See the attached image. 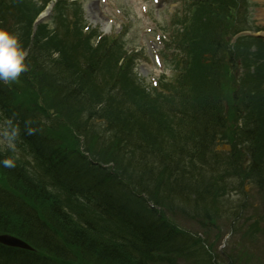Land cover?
Returning <instances> with one entry per match:
<instances>
[{
    "label": "trees",
    "instance_id": "trees-1",
    "mask_svg": "<svg viewBox=\"0 0 264 264\" xmlns=\"http://www.w3.org/2000/svg\"><path fill=\"white\" fill-rule=\"evenodd\" d=\"M216 70L221 71L219 68ZM219 74L213 72L214 77H218ZM66 76H68L67 73L57 70L50 72L51 82L53 81V85L64 95L62 110L65 118L73 122L72 126L77 131L89 130L87 121L84 122L77 113L79 110L85 111L87 109L90 111V99L87 97L88 95L83 93L84 90L82 92L83 87L80 91L77 90ZM7 92V88L0 84V95L5 97ZM246 97L251 96L247 94ZM219 98L220 95L218 94L208 95L202 103L199 104L200 101L198 100L187 112V117L190 116L192 126L195 125V132L199 138L194 143L196 151H185V146L181 143L187 136V122L182 118L174 120L175 122L172 124L162 126L166 129L164 136L176 134L177 146L172 143L171 149L154 146L153 142L147 140L143 134L115 123L109 118L108 129L112 133L108 134L106 141L102 139L103 147H101V155L97 160L104 163L113 162L115 165V168L113 167L115 169L114 176L126 175L128 182L137 183V189L145 187L149 192H159L168 197L170 201L179 202L184 207L187 204L198 213L207 211L208 209L202 201L189 200L192 193L200 195L199 190L201 188L204 193L210 190L209 185L203 184L201 187L197 184L203 178L199 169H196L192 162L193 156L200 157L206 153L214 134L222 127V121L220 122L221 119L218 115ZM88 114L97 116L95 110H91ZM193 138V136L188 137L185 144L192 142ZM93 140L94 138L90 141ZM254 140H257V136ZM34 141L36 142L34 144L37 146L39 144L40 148H44L46 144H54L53 141L48 143L45 139ZM181 145H183V150L179 147ZM175 147L178 150L177 157L171 153ZM135 151L141 152V156L135 157ZM123 154H126L127 157L119 158V155ZM143 154L149 155L151 158L141 159ZM257 154L258 151L255 156ZM1 156L3 159L7 158L6 155ZM256 158L254 163L257 162ZM3 159L0 158V160ZM44 161L56 178L67 187H71V193L76 194L74 190L76 188L83 194L93 195L97 193L99 197L92 204H82L73 198L54 196L53 193L41 186L42 183L35 182L25 175L20 166L4 168L0 165V172L8 180H3L5 187H0V223H12V219L19 218L25 220L28 223L25 225L26 230L33 232L34 237L40 235L47 240L46 244L41 245V247L35 245L52 251L61 261L66 262L70 259L93 256L109 264H148V258H151L152 252L146 245L156 246L158 248L156 252L159 253H171L174 250L168 245V232L165 231V227L160 225L164 223H158L154 220L145 219V229L140 226H138L139 229H135L138 237L135 242L125 245V243L114 239L106 240L103 237L105 228L92 220L97 210L104 213L105 210L120 203L129 204L136 198V195L126 189V185H120L113 175L106 172L107 170L102 171L101 176H93L91 174L93 167L87 160L83 162L78 153L70 158L65 166L62 158L52 161L51 157L48 156ZM133 162L135 165H131ZM184 169L190 173L193 182L190 181ZM258 171H260L259 165L253 169V172L257 174H259ZM17 194L22 195V200L15 198ZM4 201L10 202L8 207L15 208L5 210L1 207ZM215 208L216 203L215 207L211 209L214 210ZM124 221L129 224L131 220L124 219ZM4 252L5 249L0 246V264H11L2 259ZM10 254L18 264H32L29 261V251L19 255L12 252Z\"/></svg>",
    "mask_w": 264,
    "mask_h": 264
},
{
    "label": "rangeland",
    "instance_id": "rangeland-1",
    "mask_svg": "<svg viewBox=\"0 0 264 264\" xmlns=\"http://www.w3.org/2000/svg\"><path fill=\"white\" fill-rule=\"evenodd\" d=\"M118 1L121 4H123L126 8L130 9V6L127 5V0H118ZM82 2L83 3L81 7L84 6L83 9H84V16H85L86 21H92V19H95L97 16H99V9L97 7L99 6L98 0H85V1L83 0ZM244 3L248 11L245 9ZM254 6H258V7H254ZM262 9L264 10V0H246V2L245 0H243L242 2V7H241L242 12L244 13V10H246V12L249 13L248 22L255 25V20L257 21V24L261 23L262 21L263 25H256V26L264 30V20L263 18L261 19L258 17V12H260ZM88 13L92 15V17L90 16L86 17ZM9 17L11 18V25L9 29L10 32L16 33L18 36L22 35L25 32L24 30L28 22V17L26 16L24 8L21 6H18L17 9L11 10L9 13ZM140 20H141L140 17L137 16L136 19L132 20L131 25L126 27L123 32V36L126 41L127 47H129V45L140 43L141 45H144L145 48H147L146 41L140 35L139 36L137 35L138 32L136 30V27L140 23ZM258 28H255V29H258ZM143 58L144 56L140 55L137 59V62H136L137 71L139 72L140 70L139 67L143 66V68L146 70V76L147 75L148 76L157 75L158 72L153 71L155 70L154 65L156 64L152 62V60L149 64H147L143 62ZM146 61L148 62L149 60H146ZM194 66L199 67V64L197 63V61L194 62ZM199 73L200 71L197 70V73L195 74V76L198 79H199ZM147 82L148 80L146 81V83ZM10 84L16 85L21 88L22 93L18 97L19 101H22V100L33 101L37 99V96H35L33 89L26 87L25 83L22 81L20 76L16 81L11 82ZM22 107H25L24 103L22 104ZM217 148L222 149V150H227L229 148V145L227 143H222ZM121 157H127V155L126 154L119 155V158ZM131 165H135V163L133 162ZM227 238L225 239V241L226 240L227 241L226 242L224 241V245L222 241L216 245L219 253L223 255L224 257H226L227 259L226 264H231L228 260V257L226 256V252L233 251V247H236V246H238V248H242L243 245H246L247 255L245 256V258L246 257L247 258L246 259L244 258L239 264H264V244L261 241H259L258 244L253 243V242H248L240 238L239 235L235 233H232L229 236V238L228 239Z\"/></svg>",
    "mask_w": 264,
    "mask_h": 264
},
{
    "label": "clouds",
    "instance_id": "clouds-1",
    "mask_svg": "<svg viewBox=\"0 0 264 264\" xmlns=\"http://www.w3.org/2000/svg\"><path fill=\"white\" fill-rule=\"evenodd\" d=\"M25 51L20 43L16 33L6 29H0V82L5 84L16 81L21 73L27 70L24 63ZM25 123V131L28 135H32L34 129L28 127ZM4 138L8 142L10 148L15 147V141L19 135V128L8 121V125L3 132ZM0 165L4 168H14L15 162L11 158L0 160Z\"/></svg>",
    "mask_w": 264,
    "mask_h": 264
},
{
    "label": "bare ground",
    "instance_id": "bare-ground-1",
    "mask_svg": "<svg viewBox=\"0 0 264 264\" xmlns=\"http://www.w3.org/2000/svg\"><path fill=\"white\" fill-rule=\"evenodd\" d=\"M9 204L10 202L4 201L2 202L1 207L4 208L5 210H13L15 207H8ZM27 224L28 223H26L25 220L20 218L12 219V223H8V222L0 223V234H5L6 237L8 238L9 237H13L14 239L18 238V241L20 243L29 241L40 247L41 245L46 244L47 240L44 238V236L36 235V237H34L33 232L25 229V225ZM135 229H139L138 225L135 222L130 221V223L126 225L125 234L122 237V241L123 243H125V245L131 242H135V240L138 239L137 234L135 233ZM146 247L150 248L152 253L158 250V248L154 245L148 244L146 245Z\"/></svg>",
    "mask_w": 264,
    "mask_h": 264
}]
</instances>
